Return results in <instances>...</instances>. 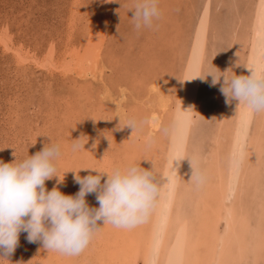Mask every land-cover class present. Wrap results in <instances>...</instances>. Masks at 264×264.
<instances>
[{
    "label": "rangeland",
    "instance_id": "obj_1",
    "mask_svg": "<svg viewBox=\"0 0 264 264\" xmlns=\"http://www.w3.org/2000/svg\"><path fill=\"white\" fill-rule=\"evenodd\" d=\"M127 3L128 0H114L111 6V0H0V33L12 48H21L22 53L26 51L38 60L67 58L71 64L69 71H63L54 69L53 65L35 64L33 58L20 62L14 50L6 49L0 42V160L9 162L14 156L17 160L23 159L41 150L45 143H60L62 152L57 172L60 176L65 173L64 178L59 183L55 176L47 179V189L55 185L62 192L68 190L67 193L75 194L80 185L71 169L105 168L101 164L107 158H110L111 166L124 157L127 160L132 151L122 148L124 142L121 141L125 138L122 133L126 127L123 124L133 116L141 118L145 126L144 110L149 102L145 86L157 79L176 92L183 40H190L189 35L198 18H217L213 15L212 0H160L161 16L154 26L137 30L129 17L133 10L127 11ZM228 3L229 0H224L216 7L219 20H208L209 28L215 31L211 42L220 50V55L226 47V32L222 26H227L223 24L221 14L228 12ZM239 8L243 11V4ZM228 13H231L230 21L233 14L232 11ZM164 26L165 38L159 34ZM94 27L96 35L104 39L99 55L90 51L93 46H99L96 35L91 34ZM176 39L177 44L172 48L168 40ZM77 65L84 68L83 72ZM206 86L204 82L200 90V98L205 101L200 103L199 110L204 116L201 115L200 122L196 123L193 138L205 134L212 124L209 114L214 101ZM78 138L81 142L86 140L84 148L74 150L73 139ZM89 171L94 172L81 168L79 174L83 176ZM89 197L90 193L86 195L89 205L98 206L96 194ZM97 223L101 228L76 257L46 249L42 240L30 242L26 231L22 230L11 254L0 249V254L9 259L0 257V264H83V261L100 264L96 254L91 252V246H95L96 241L101 244L102 230L106 226L103 220Z\"/></svg>",
    "mask_w": 264,
    "mask_h": 264
},
{
    "label": "bare ground",
    "instance_id": "obj_2",
    "mask_svg": "<svg viewBox=\"0 0 264 264\" xmlns=\"http://www.w3.org/2000/svg\"><path fill=\"white\" fill-rule=\"evenodd\" d=\"M111 2L113 6L114 0ZM212 2L217 18L211 20H219L216 9L224 0ZM241 4L243 11L239 8ZM227 6L233 18L229 21L228 12L221 14L223 24H227L221 25L226 32L223 55L211 42L215 31L208 22L212 21L208 17L199 19L197 14L199 21L192 27L191 38L183 40L179 50L182 64L176 92H172L170 85L152 79L145 86L149 98L144 110L145 126L142 124L132 132L131 126L125 125L122 148L132 154L129 152L127 160L122 157L124 160L121 158L115 164L140 161L143 167L151 168L153 163L159 172L160 192L146 221L130 227L104 224L107 231L102 230L101 244L96 241L91 246L100 264H264V114L237 105L235 99L226 103L220 83L211 84V74L206 78L199 76L212 64L221 70L232 67L236 74L250 72L244 64L257 68L264 64V0H229ZM165 26L159 30L163 38ZM0 34L3 47L14 50L20 62L33 58L40 66L53 65L63 71L71 68L67 58L38 60L26 51L24 54L21 48H12ZM91 34L96 35V27ZM96 37L99 46L90 51L99 55L104 39ZM168 42L173 48L177 39ZM77 67L83 72L81 65ZM204 82L214 101L212 109L209 108L212 124L205 134L193 138L196 123L203 115L199 106L205 101L200 98ZM107 159L101 165L111 169L112 162ZM193 170L202 173V182H194ZM92 194L90 197L95 195Z\"/></svg>",
    "mask_w": 264,
    "mask_h": 264
},
{
    "label": "clouds",
    "instance_id": "obj_3",
    "mask_svg": "<svg viewBox=\"0 0 264 264\" xmlns=\"http://www.w3.org/2000/svg\"><path fill=\"white\" fill-rule=\"evenodd\" d=\"M130 9L133 14L129 17L137 30L153 27L161 16L160 0H128L127 11ZM244 65L250 69L248 74H236L232 67L221 70L212 64L199 76L206 78L211 74V84L220 83L226 103L235 99L237 105L264 114V70ZM142 123L129 117L123 125H130L133 132ZM73 140L74 150L84 148L86 140ZM61 152L60 143H45L41 150L26 158L17 160L14 156L9 162L0 160V249L3 253L11 254L15 250L23 230L30 242L42 240L46 249L77 255L101 228L98 221L103 220V225L130 227L146 221L154 210L161 185L153 163L151 168L143 167L139 161L114 165L111 169H71L80 187L75 194H68L55 185L51 189L45 185L54 176L58 178L57 183L64 178V174L60 176L57 172ZM81 168L94 172L81 176ZM102 177H105L103 181ZM191 177L196 183L203 181L202 173L194 170ZM88 193L96 194L98 206L89 205ZM5 254L0 257L8 259Z\"/></svg>",
    "mask_w": 264,
    "mask_h": 264
},
{
    "label": "snow or ice",
    "instance_id": "obj_4",
    "mask_svg": "<svg viewBox=\"0 0 264 264\" xmlns=\"http://www.w3.org/2000/svg\"><path fill=\"white\" fill-rule=\"evenodd\" d=\"M262 39H264V38H262ZM249 67H252V68H254L257 71L264 70V64L260 65L259 68H257L256 66H254L252 64H249Z\"/></svg>",
    "mask_w": 264,
    "mask_h": 264
}]
</instances>
